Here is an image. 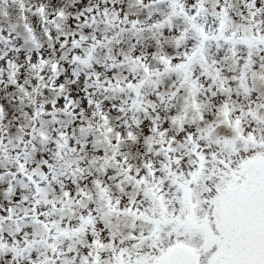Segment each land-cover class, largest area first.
Listing matches in <instances>:
<instances>
[{"label": "snow or ice", "instance_id": "obj_1", "mask_svg": "<svg viewBox=\"0 0 264 264\" xmlns=\"http://www.w3.org/2000/svg\"><path fill=\"white\" fill-rule=\"evenodd\" d=\"M0 264H264V0H0Z\"/></svg>", "mask_w": 264, "mask_h": 264}]
</instances>
